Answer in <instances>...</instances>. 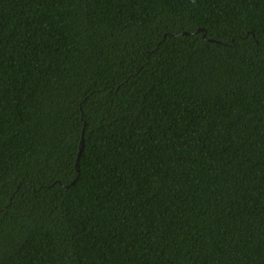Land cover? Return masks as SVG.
Here are the masks:
<instances>
[{"label":"trees","instance_id":"trees-1","mask_svg":"<svg viewBox=\"0 0 264 264\" xmlns=\"http://www.w3.org/2000/svg\"><path fill=\"white\" fill-rule=\"evenodd\" d=\"M0 264H264V0H0Z\"/></svg>","mask_w":264,"mask_h":264},{"label":"water","instance_id":"water-1","mask_svg":"<svg viewBox=\"0 0 264 264\" xmlns=\"http://www.w3.org/2000/svg\"><path fill=\"white\" fill-rule=\"evenodd\" d=\"M82 150H83V140H82V142H81L80 152H79V156H78V160H77V167H78L79 159H80V157H81Z\"/></svg>","mask_w":264,"mask_h":264}]
</instances>
